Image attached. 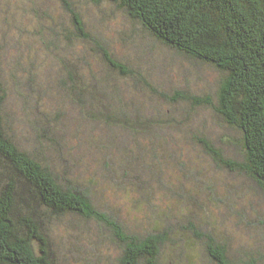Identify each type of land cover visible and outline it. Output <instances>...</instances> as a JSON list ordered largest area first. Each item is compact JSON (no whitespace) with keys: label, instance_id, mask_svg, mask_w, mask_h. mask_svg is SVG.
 Instances as JSON below:
<instances>
[{"label":"rangeland","instance_id":"rangeland-1","mask_svg":"<svg viewBox=\"0 0 264 264\" xmlns=\"http://www.w3.org/2000/svg\"><path fill=\"white\" fill-rule=\"evenodd\" d=\"M68 1L93 40L133 72L112 70L100 50H91L96 41L74 34L68 39L74 27L62 0H0V74L16 140L89 189L96 205L129 232L171 231L166 264H218L204 240L191 239L189 221L211 233L233 262L253 258L264 264V191L250 178L221 168L194 138L203 122L216 143L234 132L207 110L186 124L191 116L182 98L176 109L162 92L152 93L153 87L170 98L176 90L216 91L217 73L173 56L108 0ZM69 70L77 72L82 86L111 82L120 89L111 108H128L127 115L104 112L105 101L88 107L109 118L107 124L86 119L64 85ZM115 118L129 120L130 130L112 123ZM169 119L174 122L168 126ZM42 128L52 136L43 144L36 140ZM110 141L118 143L112 153L103 148ZM229 150L241 157L238 148ZM51 238L60 264H118L121 248L96 220L66 214L53 224Z\"/></svg>","mask_w":264,"mask_h":264},{"label":"trees","instance_id":"trees-1","mask_svg":"<svg viewBox=\"0 0 264 264\" xmlns=\"http://www.w3.org/2000/svg\"><path fill=\"white\" fill-rule=\"evenodd\" d=\"M108 1L123 9L173 56H183L217 73L216 91L204 89L191 94L176 90L170 98V94L153 87L152 93L162 92L163 99L169 100L176 109L179 108L175 104L177 99L182 98L186 104L183 110L191 116L186 124L207 110L222 126L231 128L234 135H228L227 140L220 138L216 143L203 122L194 138L221 168L250 178L264 191V0ZM62 2L72 14L74 30L68 39L74 34L87 43L96 41L89 44L91 50L96 53L100 50L112 70L120 75L132 74L133 70L115 59L102 42L93 40L82 15L71 3ZM78 78L77 72L69 70L64 85L86 119L107 124L109 118L95 114L88 107L90 103L104 106L105 101L110 107L105 105L104 112L127 115L128 108L118 109L119 112L111 108H115L120 90L111 82L104 78L99 86L93 81L82 86ZM6 99L0 74V264H60L52 246L51 231L53 224L66 214L96 220L102 230L110 231L121 248L118 264H166V247L173 233L163 229L147 234L129 232L117 218L96 205L89 189L57 173L47 157L16 140L11 117L5 110ZM120 120L112 123L124 129L132 125L129 120L127 123ZM166 121L160 125L164 126ZM171 122L173 119L167 125ZM41 131L36 140L43 144V139L46 142L52 136L44 135L45 128ZM117 145L110 141L103 148L112 153ZM231 147L238 148L240 158L229 150ZM188 225L191 239L204 240L218 264H259L253 258L233 262L226 248L217 244L211 233L204 234L193 221Z\"/></svg>","mask_w":264,"mask_h":264}]
</instances>
